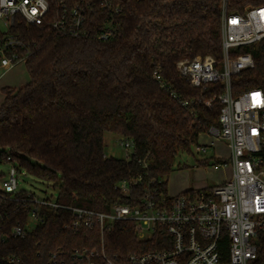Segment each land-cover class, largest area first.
<instances>
[{
	"label": "trees",
	"instance_id": "16d2710c",
	"mask_svg": "<svg viewBox=\"0 0 264 264\" xmlns=\"http://www.w3.org/2000/svg\"><path fill=\"white\" fill-rule=\"evenodd\" d=\"M50 1L55 10L57 0ZM88 1L94 8L84 37L61 35L47 24L33 26L17 18L13 33L30 47L25 60L29 81L2 89L0 161L6 163L11 155L19 169L52 182L58 202L66 205L108 211L114 203L137 204L150 184L160 200L169 194L167 178L178 155L192 153L208 128L220 125L222 104L214 100L207 107L205 102L222 91L221 83L194 88L177 63L196 56L221 58L222 0H114L120 8L113 17L117 34L108 40L99 33L111 13L97 0ZM227 2L238 11L264 5V0ZM263 58L252 72L256 76L245 72L233 77L235 89L249 84L264 89ZM186 100L194 102L184 106ZM105 132L133 139L134 155L107 156ZM138 177L142 180L131 196L124 197L117 189L120 181ZM30 208L0 202V264H80L72 252L99 249L102 241L108 256L123 262L131 252L161 248L157 232L142 243L128 221L104 232L100 227L64 229L72 217L64 209L45 208L46 221L27 237L11 236L12 226L28 222ZM260 236L264 239V233ZM59 250L58 260L51 261ZM259 255L258 262L264 263V243ZM9 257L19 261L8 263Z\"/></svg>",
	"mask_w": 264,
	"mask_h": 264
},
{
	"label": "built area",
	"instance_id": "2783aa9c",
	"mask_svg": "<svg viewBox=\"0 0 264 264\" xmlns=\"http://www.w3.org/2000/svg\"><path fill=\"white\" fill-rule=\"evenodd\" d=\"M102 9L111 13L99 33L108 40L117 34L113 17L120 12L114 0H97ZM56 9L50 0H0V24L5 29L0 38V65L5 71L25 64L30 47L13 27L20 17L28 25H49L55 32L72 37L89 34V14L93 3L86 0H57ZM221 58L196 56L177 63L180 75L190 86L202 90L210 83H221L222 91L205 102L222 104L220 125L210 126L204 136L208 141L198 146L205 152L217 139L228 140L229 157L218 158V164L230 160L232 177L208 189H188L179 194H168L158 200V192L150 184L137 204L114 203L108 211L88 209L58 202L55 198H39L34 192L18 189V166L14 158L9 180L0 189V202L31 205L28 222L12 226L10 234L25 238L38 224L46 221L45 208L51 211L64 209L72 216L63 224L64 229L79 232L100 227L104 232L116 222L134 224L142 243L159 234L161 248L129 253L124 262L111 258L104 242L101 247L75 250L71 256L80 264H264L258 262L259 246L264 243V89L256 84L235 89L233 77L258 68V59L264 56V5H247L244 11L233 10L227 0L220 3ZM24 52V54L21 53ZM264 66V58H263ZM222 68V71L220 70ZM161 81V75L155 72ZM175 96V95H174ZM194 100L183 101L184 106ZM121 146L126 158L136 151L133 139L124 138ZM221 160V161H220ZM223 160V161H222ZM145 165H147L145 163ZM218 165L215 166L217 168ZM141 177L120 181L117 189L124 197L131 196ZM21 191L25 194L17 196ZM59 250L51 255L57 261ZM8 263L19 260L7 258Z\"/></svg>",
	"mask_w": 264,
	"mask_h": 264
},
{
	"label": "rangeland",
	"instance_id": "374dc122",
	"mask_svg": "<svg viewBox=\"0 0 264 264\" xmlns=\"http://www.w3.org/2000/svg\"><path fill=\"white\" fill-rule=\"evenodd\" d=\"M0 28L3 30L5 29L3 24H0ZM220 70L222 71L221 67ZM2 73H5V69L1 68L0 65V76ZM20 80H23L21 82L29 80L27 68L23 63L16 65L13 69L8 71L1 80V84H17ZM204 137L205 136H202L200 138L199 145L206 142V137ZM123 140L124 137L121 135L105 132V154L115 158H126V152L121 146ZM198 144L192 147V153L182 152L178 155L175 170L167 178L168 190L171 193L184 189H208L232 177V165L230 160H225L226 164H218V158L229 157L228 140L224 138L217 139L214 147H208L205 152L198 149ZM200 160H205L207 163L200 164ZM216 165H218L217 168H215ZM10 168L11 163H3L0 161V172L3 174L2 178H0V189L4 188L5 183L10 178ZM17 179L18 189L32 191L39 198H55L58 194V189L53 187L52 182L36 178L19 168Z\"/></svg>",
	"mask_w": 264,
	"mask_h": 264
},
{
	"label": "crops",
	"instance_id": "0c3cea01",
	"mask_svg": "<svg viewBox=\"0 0 264 264\" xmlns=\"http://www.w3.org/2000/svg\"><path fill=\"white\" fill-rule=\"evenodd\" d=\"M24 64V63H23ZM2 68V67H1ZM14 68V67H13ZM13 68H11V69H13ZM11 69H9V70H7V71H5V73H2V75L0 76V106L2 105V103H3V101H4V98H5V95L3 94V92H2V89L4 88V87H21L22 85H24V84H26L28 81H26V82H21V81H23V80H20V82H18L17 84L15 83V84H12V85H7V84H1V80L4 78V76L6 75V73L8 72V71H10ZM7 85V86H6ZM202 136H204V135H202ZM201 136V137H202ZM206 137V136H205ZM204 137V138H205ZM205 141H208V139H207V137H206V140ZM211 147H213V146H211ZM186 189H184V190H180V191H178V192H174V193H171L170 191H169V193L170 194H172V195H176V193H181V192H183V191H185ZM175 191V190H174Z\"/></svg>",
	"mask_w": 264,
	"mask_h": 264
}]
</instances>
